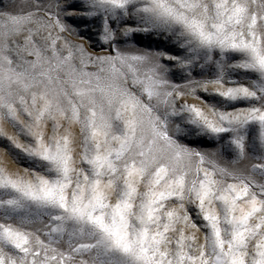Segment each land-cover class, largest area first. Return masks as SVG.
I'll use <instances>...</instances> for the list:
<instances>
[{
  "label": "snow or ice",
  "instance_id": "snow-or-ice-1",
  "mask_svg": "<svg viewBox=\"0 0 264 264\" xmlns=\"http://www.w3.org/2000/svg\"><path fill=\"white\" fill-rule=\"evenodd\" d=\"M0 264H264V0H0Z\"/></svg>",
  "mask_w": 264,
  "mask_h": 264
},
{
  "label": "rangeland",
  "instance_id": "rangeland-1",
  "mask_svg": "<svg viewBox=\"0 0 264 264\" xmlns=\"http://www.w3.org/2000/svg\"><path fill=\"white\" fill-rule=\"evenodd\" d=\"M13 167H15V165H13Z\"/></svg>",
  "mask_w": 264,
  "mask_h": 264
}]
</instances>
